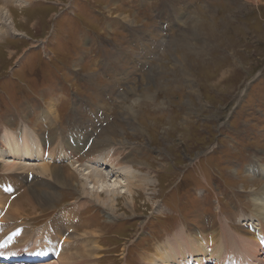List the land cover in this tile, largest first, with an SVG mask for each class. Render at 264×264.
Wrapping results in <instances>:
<instances>
[{
    "label": "rangeland",
    "instance_id": "obj_1",
    "mask_svg": "<svg viewBox=\"0 0 264 264\" xmlns=\"http://www.w3.org/2000/svg\"><path fill=\"white\" fill-rule=\"evenodd\" d=\"M0 11V140L24 129L33 141L59 134L86 147L83 167L68 162L81 171L79 187L56 188L37 211L18 197L25 213L0 223V256L61 264L66 248L62 264H78L73 254L86 250L91 264H196L202 254L206 264H264V242L255 236L252 255L250 239L252 193L264 176L248 172L264 164V0H0ZM48 105L50 123L40 117ZM96 142L153 182L132 181L131 195L118 188L114 215L83 199ZM55 146L62 151L45 145ZM36 190L49 191L45 183ZM8 206L0 203V217ZM217 219L227 238L211 229ZM89 232L98 234L88 246ZM174 235L190 237V250L151 260Z\"/></svg>",
    "mask_w": 264,
    "mask_h": 264
},
{
    "label": "bare ground",
    "instance_id": "obj_2",
    "mask_svg": "<svg viewBox=\"0 0 264 264\" xmlns=\"http://www.w3.org/2000/svg\"><path fill=\"white\" fill-rule=\"evenodd\" d=\"M4 15L5 14H3L0 11V19L2 22H3V18H5ZM51 108H52L51 105H48L45 110H41L42 113L40 115L42 120L48 121L49 123L52 121V117H53ZM23 133H24V137H20V135L22 134L21 133L19 135V139L17 138L18 139L17 140L15 139V136L13 134L8 132V133H5L4 136L2 135L3 137L0 140V164H3L2 169L6 171V173L0 176V203L3 205L6 203V206L9 205L8 208L6 207L5 211L2 213L3 215H1L2 217H0V223H2V221L6 219L11 220V221L12 220L17 221L20 218L19 216L25 213V208L22 206V202L18 200V197L20 198L22 197L23 202H25L30 208H32L33 211H37L38 208L40 209L43 207H47L50 203L51 204L53 203V201L56 198L54 194L55 193L54 190L56 188L62 189V188L75 187L76 185H78V187L80 186L79 185L80 182L78 181L79 177L76 176V174L79 175L81 171L79 172L78 170L75 172L72 168L73 166L70 167V165H68V162H75V163L81 162L82 160L81 157L83 154H85V153L82 154V151H84V148L86 147H84V144L80 145L81 141H79L78 138L73 139V142L75 144L71 146L70 141L68 139H67L68 141L64 142L61 135L52 134L53 136H51V138L45 144L46 140L44 142L43 141L41 142L38 139V141L41 143H39L38 141H33V139L30 138V135L24 132V129H23ZM56 142H59V144H61V146L63 147L62 151H56V150H59L57 146H55L52 149H48L47 147H45V145L50 146ZM104 144L105 142L94 143L90 148L93 147L94 149L96 147L97 149L98 148L99 149L96 151H93L91 154L89 153L90 155L87 156V157H90L88 159L87 164H92L96 167V168L93 167L90 172L84 175L85 176L84 180L93 185L92 187L93 194L87 191L86 183L81 185L82 186L81 189H85V193H87L86 196L89 197V198L83 197L84 200L89 199L92 201V198H93L97 201L96 203H99L102 206V208L104 207V209H106L109 213H112L114 215L117 211L115 198L116 199L120 198V194H118L117 192L118 188H126L127 194L131 195L132 188H136V184L134 187H131V184L136 182L134 180L140 181L141 183L140 185H143V186L145 184L153 185L152 184L153 182L150 180L149 176L142 175L140 172L133 170L132 167H127V165H125L124 167L122 165L123 163L120 164L117 161V159L116 160L111 159L109 154L103 153V151L101 150H104L102 149V147H105ZM88 150L90 151L91 149H88ZM97 151L98 152L100 151L101 153L98 154ZM93 154L95 155L93 156ZM9 156L10 158L12 157V160H6V157H9ZM24 160H32V161L36 160L38 161V164L37 163L34 164L30 162L29 164H27L23 162ZM22 163L24 164V166ZM71 164L73 165V163ZM78 165L82 166L81 163H79ZM101 165L102 166L104 165L106 167L109 166L110 170L106 172L103 171L102 168L101 170H99ZM256 165H258V163H256ZM26 166H28L29 168L27 169ZM253 166L254 165H252L251 167ZM253 170L252 171L248 170V172H254L258 176H264V164L259 165ZM24 173L27 176V178H23ZM46 175H49L48 177H50V179L52 180L51 183L46 184V181H45L47 179ZM110 176L118 177V178L119 176H122L124 177V180L123 182L120 180L118 181V183L116 182V184H114L115 187L113 188H109L108 186L107 187L101 186L102 191H100V193L94 190V188L97 189V185L100 183L107 184V181H109V179L111 178ZM146 176L149 178L147 179ZM28 179L31 180L32 184L27 183ZM132 181L134 182L132 183ZM43 183H45V185L47 186L49 190L48 192L41 193L36 190V187L40 184L43 185ZM260 189L261 190L259 192L252 193V198H251L254 214L255 216H257L256 221H255V226L257 227L259 226L258 230L256 228L254 229L256 230L254 231V233H250V236H251L250 239L252 240V243L254 244V250H253V253H251L252 255L256 253L254 251H256V248L258 247L255 236H257L256 237L258 239L257 241L261 246L264 242V185ZM101 195H105L106 200H103L104 197L103 199H100ZM122 198L124 199V197ZM129 204L132 205L131 207H133L134 205V203L132 202V199L130 200V198H127L126 205L130 207ZM211 223H212L211 221H206V225H209ZM215 228L218 230V234H221L225 238H227L228 236L227 232L224 230L225 227L223 226L220 219L219 220L217 219L212 223L211 229L214 230ZM51 229L54 230V227H52V225L50 224V225H47L43 231L44 233H47L46 234L47 239L49 237L48 234L51 233ZM40 234L42 235V233ZM40 234L35 235V237L37 236L39 237ZM85 234L84 235L86 236L85 237L86 244L89 246V244H91L92 241L88 240L87 238L92 240L94 237V236L92 237V234L96 235L98 233L89 232ZM25 235L26 233H23L21 237H25ZM253 239H254V242H253ZM24 240L22 242H24ZM4 242H7V241L5 240ZM190 242H191L190 237H187L185 235H174L171 239L167 240V245H162V246L155 248L154 250L155 253H154V256L151 257V260H156V258L157 260L158 259L172 260L174 259L175 256H180L181 254H183V248L190 250L191 246H187ZM9 244L10 243L7 242L6 246H4L5 244L3 246L7 248V247H10ZM247 244L250 245V243H247ZM167 251L169 252L165 254V252ZM66 252H67L66 248H62L60 251L57 261H60L61 264L63 263V261H66L69 258ZM194 252H199L200 254L201 252L200 245H198V250L196 251L194 250ZM69 254H71L70 251H69ZM224 254H222V256ZM40 255L41 254L37 255L38 258H36L35 256H32L28 259L33 260L36 258L35 260L37 261V260H40V257H39ZM84 255L85 256H80L79 254L78 255L73 254L74 257H77L75 260L76 263L91 264L94 261V259L92 258V255L88 254L87 250L86 252L84 251ZM18 260H19V257L13 256V255H8L6 257L0 256V264L16 263L18 262ZM205 261H206L205 256L202 254L197 257L196 264H206ZM19 264H26V262L19 263Z\"/></svg>",
    "mask_w": 264,
    "mask_h": 264
}]
</instances>
